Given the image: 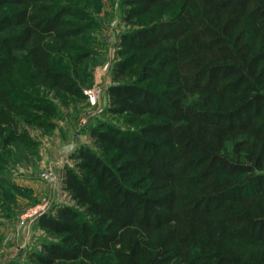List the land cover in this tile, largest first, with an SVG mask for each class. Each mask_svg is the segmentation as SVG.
<instances>
[{
  "label": "trees",
  "instance_id": "1",
  "mask_svg": "<svg viewBox=\"0 0 264 264\" xmlns=\"http://www.w3.org/2000/svg\"><path fill=\"white\" fill-rule=\"evenodd\" d=\"M86 1L0 0L2 145L25 139L33 83L80 95ZM119 18L137 26L115 40L106 111L136 125L89 127L25 264H264V0H119Z\"/></svg>",
  "mask_w": 264,
  "mask_h": 264
},
{
  "label": "rangeland",
  "instance_id": "2",
  "mask_svg": "<svg viewBox=\"0 0 264 264\" xmlns=\"http://www.w3.org/2000/svg\"><path fill=\"white\" fill-rule=\"evenodd\" d=\"M86 2L87 17L82 21L86 25L72 49L75 56L89 52L74 65L80 95L55 93L33 83L20 106L24 113L18 125L24 129L25 139L6 145L0 139V264H25L27 250L37 248L39 239L47 237L35 225V216L54 201H68L59 186L60 169L72 162L69 154L77 144L92 146L89 127L99 122L120 128L136 125L123 114L106 111L105 88L112 82L110 66L116 57L117 35L137 24L120 20L119 0ZM74 62L65 51L53 54L56 65ZM92 88L96 94L93 102L84 94ZM8 131L7 127L1 130L0 136Z\"/></svg>",
  "mask_w": 264,
  "mask_h": 264
},
{
  "label": "built area",
  "instance_id": "3",
  "mask_svg": "<svg viewBox=\"0 0 264 264\" xmlns=\"http://www.w3.org/2000/svg\"><path fill=\"white\" fill-rule=\"evenodd\" d=\"M84 94L86 95V97H87V99H88L89 101H91V102L94 101L95 96H96V94H95V89H94V88L84 90Z\"/></svg>",
  "mask_w": 264,
  "mask_h": 264
},
{
  "label": "water",
  "instance_id": "4",
  "mask_svg": "<svg viewBox=\"0 0 264 264\" xmlns=\"http://www.w3.org/2000/svg\"><path fill=\"white\" fill-rule=\"evenodd\" d=\"M43 211H44V210H41V211L35 216V219H36L37 216H38L39 214H41Z\"/></svg>",
  "mask_w": 264,
  "mask_h": 264
}]
</instances>
